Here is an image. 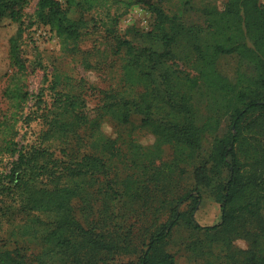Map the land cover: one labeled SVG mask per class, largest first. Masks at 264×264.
<instances>
[{"label": "rangeland", "instance_id": "rangeland-1", "mask_svg": "<svg viewBox=\"0 0 264 264\" xmlns=\"http://www.w3.org/2000/svg\"><path fill=\"white\" fill-rule=\"evenodd\" d=\"M5 1L7 6L0 18V125L15 115L18 149L39 141L50 147L53 169L36 174L25 165L27 177L37 176L32 183L48 189L55 184H79L80 194L70 200L67 215L84 228L94 221L95 236L107 226L104 239L125 248L102 250V257L112 263L136 260L146 237L172 217L175 223L161 248L173 255L175 264H226L230 247L245 249L248 242L243 237L234 238L228 247L219 243L216 232L193 227L195 223L207 226L221 221L213 186L196 184L193 170L206 162L213 139L227 131L230 113L241 103L238 93L253 84L259 54L264 57L261 46L253 51L252 38L239 30L240 21L237 25V19L227 15L229 0H156L167 14L176 15L160 29L142 3L125 9L120 0H96L87 8V1H81L68 12L71 19H83L85 23L71 51H64L55 32L36 21L37 0ZM59 1L65 6V0ZM258 4L264 7V0H258ZM11 10L17 11L16 20L9 16ZM19 24L21 38L12 53L9 39ZM163 33L172 36L169 44ZM216 45L232 46L234 50L217 52ZM133 53L139 54L138 60ZM16 57L23 65L22 74ZM142 72L153 75L155 83L142 80ZM53 79L59 93L84 99L87 123L98 118L94 121L99 132L92 130L91 124L83 131L75 128L55 136L48 132L43 142L40 132L47 115H51L48 108L54 97L50 88ZM15 82L27 92L16 114L6 94ZM174 101L192 109L201 128L199 149L163 139L167 123L179 117L168 106ZM103 105L111 109L104 112ZM147 107L149 121L138 111ZM127 109L130 118L122 123L120 112ZM243 135L250 141V148L263 140L264 130L256 123L252 129H244ZM109 139H114L115 149L106 147ZM83 154L100 157L104 173L82 178L62 167V162L73 163ZM18 155V151L2 153L0 173L7 172ZM218 180L223 176H216L214 183ZM187 192L199 197L192 222L191 200H179ZM173 207L181 214L173 216ZM62 214L27 213L17 205L10 206V199L2 195L0 248H20L27 264H88L89 260L101 264L88 243L85 247L78 244V229H68V222L59 227L66 222ZM247 227L256 229L251 222ZM52 231L78 245L74 249L58 245L46 237Z\"/></svg>", "mask_w": 264, "mask_h": 264}, {"label": "trees", "instance_id": "trees-1", "mask_svg": "<svg viewBox=\"0 0 264 264\" xmlns=\"http://www.w3.org/2000/svg\"><path fill=\"white\" fill-rule=\"evenodd\" d=\"M81 1H87V8H91L96 0H65V6L59 0H37V9L35 12L36 21L43 25H47L53 30L59 39V43L64 51H71L74 47L71 44L77 42L80 34V28L85 23L83 19H71L69 17V9L74 5L80 4ZM102 1V0H100ZM124 3L125 9L135 3L144 4L151 12L156 20V24L160 29L163 24L169 19L174 21L176 15L170 16L167 14L156 0H120ZM7 3L5 0H0V18L4 15ZM226 13L231 18L237 19L241 23L240 31L246 36L252 38L253 51H256L260 46L264 49V7L258 4V0H229L226 7ZM17 11L11 10L10 17L17 18ZM20 24L13 36L10 37V50L14 53L17 41L21 38ZM162 38L169 44L173 38L167 33H163ZM128 43V42H127ZM129 51L132 47L128 45ZM217 52H232V46L216 45ZM135 61L139 58V54L133 53ZM138 60V59H137ZM15 63L18 65V72L23 70V65L17 57ZM142 80L153 81L154 77L151 74H143ZM68 80V78H66ZM57 80L51 82V90L53 98L51 105L48 108V117L43 122V128L40 135L44 143L49 136H55L58 132L63 133L67 130L80 128L82 131L91 125V129L99 132L98 122L93 119L91 123H87V117L84 113L85 101L80 99L78 95L65 92L64 94L56 91ZM8 99L12 102L14 114H16L23 106L27 98V92L23 90L22 84L15 82L11 87L6 89ZM238 99L241 100L239 105H236L229 116L228 129L225 134L215 137L210 145L209 153L207 154L206 162L198 164L194 167V180L196 184L213 186L214 196L220 203L221 221L215 225L200 226L197 223L193 225L196 229H203L205 232L213 231L219 235V243L222 245L231 246V242L236 237H243L247 240L245 249L230 247L227 254L226 264H264V219L261 214V209H264V137L262 141L248 148L249 140H246L243 135L244 129H252L258 123L264 130V57L262 53L258 57L257 76L253 84L248 90L239 91ZM174 112H178L179 117L175 122L167 123V130L162 134L163 139L169 143H182L183 146L189 148L202 147L200 132L201 128L197 124L195 117L192 115V109L187 107L182 101H174L168 105ZM103 111H109L110 105H103ZM139 112L146 115L148 121L150 107L138 109ZM180 112V113H179ZM119 121L122 123L128 122L130 113L127 110L121 111ZM257 119V120H256ZM15 115L13 119L2 121L0 125V155L13 154L18 151V159L8 169L7 172L0 173V197L5 196L10 199L11 204L17 205L22 211L27 213L44 211H54L63 213L61 217L66 220L59 227L63 228L67 222L68 229H78V234L81 235V247H88L95 256L100 257L101 264H175L173 255L162 249V240L170 232L171 226L175 220L168 221L163 224L159 230L146 237L142 243V248L137 259L123 262H109L107 258L102 257L99 253L102 250L110 251L117 248L123 250L118 243L112 239H104V231H98V236H95L94 221L88 223L84 228L77 221H72V218L67 215L70 211V200L79 196V184H55L51 189L38 187L32 183L35 174L27 177L28 169L31 171L44 172L54 168L55 160L51 159L52 153L48 145H42L41 141L35 145L19 148L16 146L14 136L16 134ZM94 121V122H93ZM87 136L86 134H83ZM92 136V134H91ZM54 138V137H52ZM106 147L115 149L114 139H109L106 142ZM250 150V152H248ZM62 151V150H60ZM64 153V152H63ZM244 156L249 157V161ZM28 164L29 168H25ZM62 167L67 169L69 173H73L77 177L85 178V176L100 175L104 170V162L100 157H93L83 154L73 163H64ZM55 169H58L56 166ZM42 174V173H40ZM223 176V180L215 182L216 176ZM191 200L189 217L192 222L193 211L198 203V195H191L187 192L180 196L179 200ZM172 214L175 217L181 213L176 212V207L172 208ZM253 223L255 231H251L248 223ZM102 226V224H101ZM219 229L218 231H215ZM233 230H235L234 234ZM215 234V233H214ZM46 237L55 241L58 245H63L65 248L74 249L78 244L71 242L68 237L48 232ZM127 248L129 245L127 243ZM241 258L239 259L238 257ZM0 264H27L21 255L20 248L14 250L0 248ZM88 264H92L88 261Z\"/></svg>", "mask_w": 264, "mask_h": 264}]
</instances>
